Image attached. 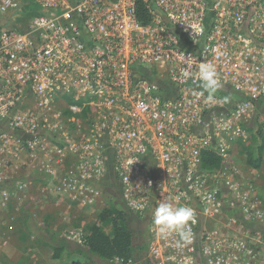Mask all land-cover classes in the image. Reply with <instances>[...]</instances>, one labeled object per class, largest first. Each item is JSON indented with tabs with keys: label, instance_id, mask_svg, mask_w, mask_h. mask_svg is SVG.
I'll return each instance as SVG.
<instances>
[{
	"label": "built area",
	"instance_id": "built-area-1",
	"mask_svg": "<svg viewBox=\"0 0 264 264\" xmlns=\"http://www.w3.org/2000/svg\"><path fill=\"white\" fill-rule=\"evenodd\" d=\"M201 63L219 75L215 103L200 87ZM221 89L239 99L223 102ZM258 101L264 0H0V123L10 130L0 133V187L4 161L18 158L59 203L105 207L108 190L133 215L151 211L149 264L259 261L263 239L229 214L264 224V199L235 160ZM209 149L220 170L204 169ZM1 192L6 205L11 189ZM161 202L193 209L185 247L158 234Z\"/></svg>",
	"mask_w": 264,
	"mask_h": 264
},
{
	"label": "trees",
	"instance_id": "trees-1",
	"mask_svg": "<svg viewBox=\"0 0 264 264\" xmlns=\"http://www.w3.org/2000/svg\"><path fill=\"white\" fill-rule=\"evenodd\" d=\"M228 91L221 89L219 93L230 96L231 100L239 99L238 95ZM257 106L260 112L264 111V101H258ZM9 131L6 123H0V133H9ZM263 134V129L252 131L249 140L238 145L240 160L255 171L260 170L264 164ZM222 166L223 160L219 153L211 149L204 151V169L212 172L220 170ZM106 192L109 194V200L105 207L97 212L94 220L82 227L81 232L79 230L82 225L75 224L78 230L75 235H71L65 229L59 232L54 230L50 217H46L43 224L36 226V230L31 229L30 220L25 219L24 224L28 231L35 234L42 245L52 247V264H67L72 255L78 257V260L72 264H115L117 258L133 259L135 264H149L147 227L151 211L140 217L133 215L115 193L108 190ZM258 197L263 198L264 191L258 192ZM229 214L233 218L236 217L238 222L252 233L256 234V231L252 230L256 228H261L263 231V225L259 227L258 224L247 221L237 209L230 211ZM136 223H142L138 228L139 235Z\"/></svg>",
	"mask_w": 264,
	"mask_h": 264
},
{
	"label": "rangeland",
	"instance_id": "rangeland-1",
	"mask_svg": "<svg viewBox=\"0 0 264 264\" xmlns=\"http://www.w3.org/2000/svg\"><path fill=\"white\" fill-rule=\"evenodd\" d=\"M263 118L264 111H261L252 131L263 129L264 133ZM235 160L236 165L241 167L242 180L251 187V195L254 197L256 193L264 191V164L260 170L255 171L238 159ZM4 164L7 168V183L3 184L0 190L9 188L11 193L8 202L5 201L7 204L3 205L0 191V264H52V247L42 245L37 236L28 231L24 224L25 219L28 218L30 228L36 230V226L43 224L46 217H50L54 230L59 232L65 229L71 235H75L78 232L75 224L82 225L79 230L81 232L82 227L94 220L97 212L102 210L104 205L100 203L93 208H80L70 206L66 201L59 203L57 199L47 198L49 192L47 189L49 190L50 187L44 184L49 180L39 174L34 165L23 163V160L18 158L7 159ZM20 184L26 185L23 190L18 188ZM42 190H45L46 194L41 195ZM261 225L264 226V224L258 226ZM135 226L138 231L142 223H136ZM252 230L256 231L255 235L263 239V245L259 249L260 259L256 264H264V228L263 231L261 228ZM76 260L78 257L72 255L67 264H72Z\"/></svg>",
	"mask_w": 264,
	"mask_h": 264
},
{
	"label": "clouds",
	"instance_id": "clouds-1",
	"mask_svg": "<svg viewBox=\"0 0 264 264\" xmlns=\"http://www.w3.org/2000/svg\"><path fill=\"white\" fill-rule=\"evenodd\" d=\"M182 74L185 78L191 75L188 70H183ZM197 76L200 87L209 93L207 101L215 103V93L221 88L219 75L215 67L210 63H201ZM195 95L203 96L204 92H198ZM222 99L226 103L229 97L225 96ZM195 222V213L188 206L173 207L171 204L161 202L154 211V225L158 234L163 239H167L170 235L178 237L176 240L177 248L185 247L191 243V225Z\"/></svg>",
	"mask_w": 264,
	"mask_h": 264
}]
</instances>
